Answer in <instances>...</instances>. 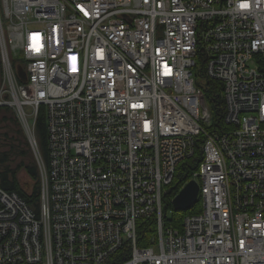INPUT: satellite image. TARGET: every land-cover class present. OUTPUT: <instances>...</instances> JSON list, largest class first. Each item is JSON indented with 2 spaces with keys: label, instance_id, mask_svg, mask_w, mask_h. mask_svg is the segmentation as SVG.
I'll return each instance as SVG.
<instances>
[{
  "label": "built area",
  "instance_id": "1",
  "mask_svg": "<svg viewBox=\"0 0 264 264\" xmlns=\"http://www.w3.org/2000/svg\"><path fill=\"white\" fill-rule=\"evenodd\" d=\"M252 9L264 15V0H0V105L17 107L42 182L39 211L0 187V264H264V19ZM209 80L224 86L228 131L208 128ZM200 137L189 180L203 208L167 226V186ZM147 218L157 236L140 247Z\"/></svg>",
  "mask_w": 264,
  "mask_h": 264
},
{
  "label": "trees",
  "instance_id": "2",
  "mask_svg": "<svg viewBox=\"0 0 264 264\" xmlns=\"http://www.w3.org/2000/svg\"><path fill=\"white\" fill-rule=\"evenodd\" d=\"M0 64V80H1ZM205 98L208 100L211 109L212 123L209 129L214 132H225L232 127L225 119L227 108L226 98L223 93L222 84L209 80L205 89ZM36 124V138L39 149L44 157L48 154V138L45 116L40 115ZM195 154L187 161L179 164L176 177L167 187L165 196V209L168 215L164 218L167 226L171 225L180 228L183 225L184 217L192 213H199L202 210V200L190 207L189 210H176L173 207V199L178 194L184 182L189 180L192 173L199 167V161L203 158L202 152L204 137L198 138ZM27 172L31 182V191L24 189L19 183L20 171ZM41 171L34 150H32L30 139H28L25 128L22 126L16 112L8 107H0V187L10 192H17L24 197L25 202L39 210L41 198ZM138 243L147 247L152 245L153 238L157 236L156 225L152 219H140L138 224Z\"/></svg>",
  "mask_w": 264,
  "mask_h": 264
},
{
  "label": "water",
  "instance_id": "3",
  "mask_svg": "<svg viewBox=\"0 0 264 264\" xmlns=\"http://www.w3.org/2000/svg\"><path fill=\"white\" fill-rule=\"evenodd\" d=\"M19 74L26 80V74L20 69ZM200 185L195 180H190L185 187L180 190L173 200V207L176 210H189L191 206L199 201Z\"/></svg>",
  "mask_w": 264,
  "mask_h": 264
},
{
  "label": "rangeland",
  "instance_id": "4",
  "mask_svg": "<svg viewBox=\"0 0 264 264\" xmlns=\"http://www.w3.org/2000/svg\"><path fill=\"white\" fill-rule=\"evenodd\" d=\"M0 64H1V53H0ZM1 67H2V69H3V66H2V64H1ZM17 74H19V72L17 73ZM1 75H2V77H1V80H0V89H1V87H2V85H1V83L3 82V76H4V74H3V70H1ZM19 78H20V74H19ZM0 107H8V108H12L15 112H16V114H17V116H18V109H17V107L16 106H8V105H0ZM19 117V116H18ZM19 119H20V122H21V118L19 117ZM22 124V123H21ZM23 126V125H22ZM24 127V126H23ZM21 173L19 174V183H21V186L24 188V189H27V190H29V191H31V184L33 183V182H31V179H30V177H29V175L27 174V172H24L23 170L22 171H20ZM184 187H181V189L180 190H182ZM42 189V188H41ZM167 189H168V187H167ZM3 190V189H2ZM5 190V189H4ZM180 190H179V192H180ZM5 191H7V190H5ZM7 192H10V191H7ZM178 192V193H179ZM10 193H12V192H10ZM14 193V192H13ZM17 194H19V193H17ZM42 195V194H41ZM167 195V193L165 194V196ZM178 194H176L175 196H177ZM19 196H20V198L21 199H23L24 200V197L21 195V194H19ZM165 196H164V198H165ZM175 199V198H174ZM173 199V200H174ZM25 201V200H24ZM39 202H41V198H40V201ZM173 203V202H172ZM40 204V203H39ZM33 208V207H32ZM34 209V208H33ZM41 209V204H40V206H39V210ZM164 209H165V203H164ZM38 210V211H39ZM164 212H165V214H166V209L164 210ZM137 243H138V238H137ZM139 244V243H138ZM138 246V245H137ZM140 246V245H139ZM140 247H143V246H140Z\"/></svg>",
  "mask_w": 264,
  "mask_h": 264
},
{
  "label": "bare ground",
  "instance_id": "5",
  "mask_svg": "<svg viewBox=\"0 0 264 264\" xmlns=\"http://www.w3.org/2000/svg\"><path fill=\"white\" fill-rule=\"evenodd\" d=\"M255 9H252V12H254ZM256 14H257V18L260 17L261 19H264V15L261 14L258 10L256 11ZM208 43H211V42H208ZM214 43H218V44H224L222 43L221 41H215ZM161 56H164V57H172L173 54H169V53H162ZM205 58H206V55L204 56H201L199 57L198 59H196L194 61V65H193V75H195V71H201V72H204L207 71V65H206V62H205ZM24 64V63H23ZM248 67H251L253 69H258L259 68V65L256 64V63H253V62H249L247 64ZM262 68L264 69V66H262ZM23 72V68H20ZM192 72V71H191ZM224 87V86H223ZM223 93H224V89H223ZM198 143V141H196ZM197 145V144H196ZM166 215H168L167 213L164 215V218L166 217ZM163 218V220H164ZM165 221V220H164ZM165 224H166V221H165Z\"/></svg>",
  "mask_w": 264,
  "mask_h": 264
}]
</instances>
